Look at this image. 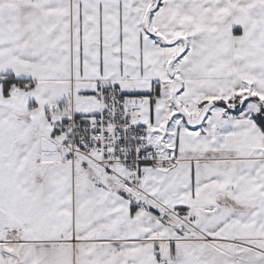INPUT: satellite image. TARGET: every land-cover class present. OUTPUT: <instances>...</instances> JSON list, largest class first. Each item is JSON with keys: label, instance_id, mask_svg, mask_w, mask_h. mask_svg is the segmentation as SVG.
Returning a JSON list of instances; mask_svg holds the SVG:
<instances>
[{"label": "snow or ice", "instance_id": "snow-or-ice-1", "mask_svg": "<svg viewBox=\"0 0 264 264\" xmlns=\"http://www.w3.org/2000/svg\"><path fill=\"white\" fill-rule=\"evenodd\" d=\"M0 264H264V0H0Z\"/></svg>", "mask_w": 264, "mask_h": 264}]
</instances>
